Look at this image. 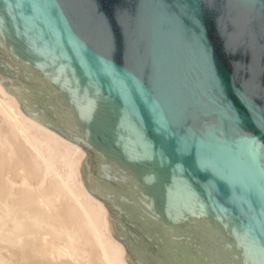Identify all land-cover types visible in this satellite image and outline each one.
<instances>
[{"label":"water","instance_id":"water-1","mask_svg":"<svg viewBox=\"0 0 264 264\" xmlns=\"http://www.w3.org/2000/svg\"><path fill=\"white\" fill-rule=\"evenodd\" d=\"M0 83L130 264H264V0H0Z\"/></svg>","mask_w":264,"mask_h":264},{"label":"bare ground","instance_id":"bare-ground-1","mask_svg":"<svg viewBox=\"0 0 264 264\" xmlns=\"http://www.w3.org/2000/svg\"><path fill=\"white\" fill-rule=\"evenodd\" d=\"M21 105L0 83V264H130L82 181L86 152Z\"/></svg>","mask_w":264,"mask_h":264},{"label":"rangeland","instance_id":"rangeland-1","mask_svg":"<svg viewBox=\"0 0 264 264\" xmlns=\"http://www.w3.org/2000/svg\"><path fill=\"white\" fill-rule=\"evenodd\" d=\"M130 263V262H129Z\"/></svg>","mask_w":264,"mask_h":264}]
</instances>
